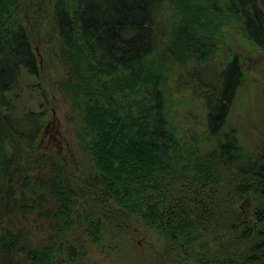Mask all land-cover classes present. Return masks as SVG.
<instances>
[{
  "label": "trees",
  "instance_id": "trees-1",
  "mask_svg": "<svg viewBox=\"0 0 264 264\" xmlns=\"http://www.w3.org/2000/svg\"><path fill=\"white\" fill-rule=\"evenodd\" d=\"M44 35L72 63L69 156L42 144L47 110L16 106ZM167 77L201 101V130L176 127ZM249 77L264 93V0H0V264L77 261L144 223L175 245L148 264H264V114L233 116Z\"/></svg>",
  "mask_w": 264,
  "mask_h": 264
},
{
  "label": "rangeland",
  "instance_id": "rangeland-1",
  "mask_svg": "<svg viewBox=\"0 0 264 264\" xmlns=\"http://www.w3.org/2000/svg\"><path fill=\"white\" fill-rule=\"evenodd\" d=\"M171 12L173 13V9L169 8L167 13H169L170 17ZM42 25L44 26V33L48 34L51 27L43 23ZM43 39V41L37 43L40 73L38 76L25 74L22 77L16 106L18 111H24L29 108L47 110V127L42 144L50 145L52 144L50 143L52 139L57 141L56 137H59L61 149L69 156V153L76 151V154L78 152L74 136L76 130L80 127V122H78L79 113L76 111L77 108L73 101L75 98L73 94L72 96L69 94L70 91L68 92V88H66L71 82H74L70 76L71 72L69 69L72 63L63 59L56 37L50 39L45 36ZM171 58L172 64L177 68L179 62L176 61L173 54H171ZM163 69L165 76L171 75L167 72L165 65H163ZM250 79L249 77V80L246 81L240 90L233 109V116L244 118V121L249 120L245 119L244 115L248 118L264 114L262 112V109H264V93L258 94L256 89L253 88ZM167 82L168 107L171 110L170 113L176 127L181 131L189 129L201 130V124L205 118L201 101L195 100L190 90L177 89L175 77H167ZM244 121L241 124H244ZM236 123L238 126V121ZM248 135L249 133H247ZM73 160H76V156H74ZM79 165L78 163L77 166ZM75 166L76 164L68 168L66 179L67 186L74 194L76 202H79V194L74 184V178L77 174H73V170L78 168L77 173H79L80 168ZM254 203L255 201L252 197L249 199L245 198L239 202L240 208L249 219H251L253 213ZM37 229H39V233H42L40 227ZM77 230L78 227L76 228ZM104 238H106L104 243H88L86 247H82L80 250L82 256L77 261H68L63 264H148L152 258L155 259L156 255L159 256V261L168 262V255L172 254V249L175 247L166 234L159 229L148 226L146 223L139 224L135 228L133 237L135 243L133 244L128 243L122 237L119 240L113 236H105Z\"/></svg>",
  "mask_w": 264,
  "mask_h": 264
}]
</instances>
